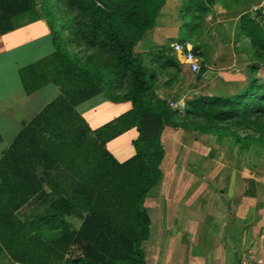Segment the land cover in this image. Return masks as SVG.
I'll use <instances>...</instances> for the list:
<instances>
[{"label": "trees", "instance_id": "1", "mask_svg": "<svg viewBox=\"0 0 264 264\" xmlns=\"http://www.w3.org/2000/svg\"><path fill=\"white\" fill-rule=\"evenodd\" d=\"M166 3L0 0V35L42 13L48 18L55 50L23 76L32 91L45 83L60 87L0 160V264H148L143 244L152 221L145 201L162 175L165 127L209 132L219 122L264 117V80L253 78L233 95L191 100L178 120L171 101L156 92L159 71L178 62L161 52L153 56L158 69L151 70L136 51ZM248 29L254 46L264 49V32L257 24ZM97 95L130 101L131 108L93 129L77 106ZM133 128L135 153L121 162L107 144ZM25 207L34 214H23Z\"/></svg>", "mask_w": 264, "mask_h": 264}, {"label": "crops", "instance_id": "2", "mask_svg": "<svg viewBox=\"0 0 264 264\" xmlns=\"http://www.w3.org/2000/svg\"><path fill=\"white\" fill-rule=\"evenodd\" d=\"M23 22L0 35V160L24 125L60 93L54 83L28 89L23 71L55 50L54 30L44 13L38 20ZM250 24H257L264 32V0H167L157 26L138 43L136 51L151 70L158 69L153 56L161 52H171L178 62V68L159 71L169 86L156 90L162 99L169 100L176 90H182L180 99L185 100L190 90L184 79L191 77L192 71L173 51L172 44L176 42H188L205 69L193 90L206 82L215 85L213 76L219 71L216 77L228 87L230 96L245 89L253 78L264 80V49L254 46ZM59 25L54 23V29ZM182 34L188 35L182 38ZM253 64L261 65L256 73L252 71ZM77 108L96 129L128 111L131 102H113L97 95ZM180 130L185 129L166 126L163 145L168 138V144L176 147L178 135L183 137ZM137 137L133 128L109 141L107 147L122 162L134 155L133 141ZM161 168L162 175L145 201L151 221L157 223V241L150 242L153 264H242L264 260L263 167L223 166L205 168V172L191 167ZM198 174L206 176L200 183ZM146 255L149 263L148 251Z\"/></svg>", "mask_w": 264, "mask_h": 264}, {"label": "rangeland", "instance_id": "3", "mask_svg": "<svg viewBox=\"0 0 264 264\" xmlns=\"http://www.w3.org/2000/svg\"><path fill=\"white\" fill-rule=\"evenodd\" d=\"M63 19V24H68L67 22H69V19L64 16ZM69 35L70 33L68 31H64L63 36L65 37V42L68 41ZM187 35L188 34H182V38H186ZM203 74L204 73L202 72L197 74L192 72L191 77L188 76L187 79H184L186 86L188 89H190L188 92H186V98L183 97L185 98L186 102L184 99H180L182 90L179 92L176 90L173 97L169 99V101L175 102L177 104L176 109L178 110L179 121L183 120L186 116L185 110L189 108V103L191 100L200 98L202 96L218 94H222L221 96H228L230 94L228 87L222 85L223 82L221 81L220 77H216V74H221L219 71H216L213 76L214 80L212 81V84L217 82L215 85H211V83L206 82L205 86L201 84L200 89L193 90L194 88L192 87L201 81ZM159 75L161 78H159ZM159 75L158 80L160 79V81H157V89L163 85L165 87L167 80L165 77H163L164 74L159 73ZM175 85L177 86V84ZM197 121L199 123H206V120L203 118H198ZM209 122L210 121H207V123ZM214 129L217 131L202 132L199 130H192L191 127L186 128L185 130H180V134L183 137H179L178 135V143H175L176 145L178 144L176 147H173L174 145L170 146L169 144L171 142L167 138L164 142L165 156L161 163L162 167L168 169L172 168L173 166L179 168L191 167L200 172H205V168L213 170L216 167L223 166H236L239 168H264V117L257 118L256 116H252L247 121L236 119L227 123L219 122L215 124ZM235 135L243 137L244 139L246 138L247 140L239 141ZM181 140H183V144L180 143ZM196 177L199 178L198 181L200 183L203 181L202 177L206 176L201 177L198 174ZM208 177L209 176H207V178ZM207 182L209 181L207 180ZM34 210V207H25L22 212L25 214L29 211V214H31L30 216H32L34 214H32ZM67 219L69 222L76 224L75 217L69 216ZM156 231L157 223L152 222L150 234L151 238L149 241L145 242L146 244L144 243L146 246L145 251H148V264H153L151 258L153 255L151 254L153 248L151 247L150 242L156 243Z\"/></svg>", "mask_w": 264, "mask_h": 264}, {"label": "built area", "instance_id": "4", "mask_svg": "<svg viewBox=\"0 0 264 264\" xmlns=\"http://www.w3.org/2000/svg\"><path fill=\"white\" fill-rule=\"evenodd\" d=\"M173 51L176 55L180 54L181 58H183L184 63L188 64L190 70L194 73H200L202 66L199 58L195 54L194 50L189 47L188 42H176L172 44ZM171 105L176 108L177 104L175 102H171ZM242 264H264L263 259H255L249 262H243Z\"/></svg>", "mask_w": 264, "mask_h": 264}, {"label": "water", "instance_id": "5", "mask_svg": "<svg viewBox=\"0 0 264 264\" xmlns=\"http://www.w3.org/2000/svg\"><path fill=\"white\" fill-rule=\"evenodd\" d=\"M44 180V179H43Z\"/></svg>", "mask_w": 264, "mask_h": 264}]
</instances>
